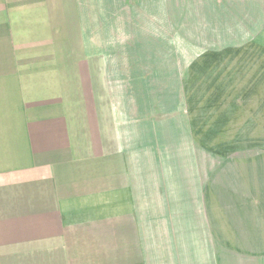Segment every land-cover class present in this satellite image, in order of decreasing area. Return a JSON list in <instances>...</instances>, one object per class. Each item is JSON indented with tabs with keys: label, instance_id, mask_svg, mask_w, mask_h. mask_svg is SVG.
<instances>
[{
	"label": "crops",
	"instance_id": "0c3cea01",
	"mask_svg": "<svg viewBox=\"0 0 264 264\" xmlns=\"http://www.w3.org/2000/svg\"><path fill=\"white\" fill-rule=\"evenodd\" d=\"M263 37L264 0H0V264H264Z\"/></svg>",
	"mask_w": 264,
	"mask_h": 264
},
{
	"label": "rangeland",
	"instance_id": "374dc122",
	"mask_svg": "<svg viewBox=\"0 0 264 264\" xmlns=\"http://www.w3.org/2000/svg\"><path fill=\"white\" fill-rule=\"evenodd\" d=\"M210 37H202V39L203 40H206L207 41V39H209ZM191 39H193L194 41H196V42H200L201 41V39H198L197 37H191ZM263 40H264V37H263Z\"/></svg>",
	"mask_w": 264,
	"mask_h": 264
}]
</instances>
